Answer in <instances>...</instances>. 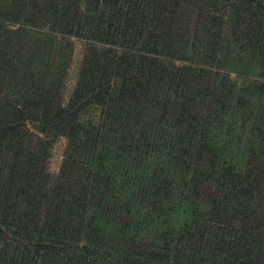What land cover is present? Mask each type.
<instances>
[{
	"label": "trees",
	"instance_id": "1",
	"mask_svg": "<svg viewBox=\"0 0 264 264\" xmlns=\"http://www.w3.org/2000/svg\"><path fill=\"white\" fill-rule=\"evenodd\" d=\"M0 264H264V0H0Z\"/></svg>",
	"mask_w": 264,
	"mask_h": 264
}]
</instances>
